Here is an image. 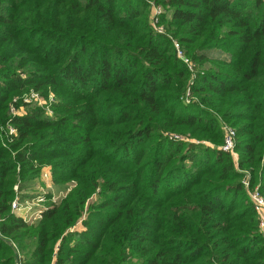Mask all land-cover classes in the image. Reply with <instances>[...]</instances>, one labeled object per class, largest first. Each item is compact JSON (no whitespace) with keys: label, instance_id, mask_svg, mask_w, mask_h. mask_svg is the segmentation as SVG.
I'll use <instances>...</instances> for the list:
<instances>
[{"label":"trees","instance_id":"16d2710c","mask_svg":"<svg viewBox=\"0 0 264 264\" xmlns=\"http://www.w3.org/2000/svg\"><path fill=\"white\" fill-rule=\"evenodd\" d=\"M45 169L75 186L27 224ZM237 169L264 198V0H0V264H264Z\"/></svg>","mask_w":264,"mask_h":264},{"label":"built area","instance_id":"2783aa9c","mask_svg":"<svg viewBox=\"0 0 264 264\" xmlns=\"http://www.w3.org/2000/svg\"><path fill=\"white\" fill-rule=\"evenodd\" d=\"M153 12V27L154 29L160 33L164 34V29L162 26L157 24L156 16L161 14L162 9L161 7H154L152 8ZM172 40V44L174 46V49L176 51V55L179 60L183 62V64L186 65V67L189 69V71L193 70V64L192 62L186 57L185 53L183 52L180 44L174 40ZM189 93L186 97V102H189ZM22 104L17 108L16 103L18 99H13L12 103L9 105L8 114L10 117H15L18 115H22L25 113V106H36L38 108H41L45 115L48 117L54 116L53 111V105L56 103V100L52 94L48 95L46 98L42 97L38 92L35 91H29L28 93H25L20 98ZM4 131L10 139L13 137H16L17 131L16 129L10 125L7 124L4 128ZM224 131V139H223V145L221 147V150L226 153H230L232 156L234 154V146H235V131L231 127L223 126ZM178 139V137H175ZM12 140V139H11ZM43 173V171H42ZM248 173L244 172V177L242 178V185L248 192V196L250 198V201L253 205V209L255 213L258 216L259 220V228L260 230H264V198L261 196L258 187H254L253 189H250L249 187V179H248ZM75 186L74 183H70L65 188L64 195L60 197H56L53 193L51 194V202L57 203V200H61L66 193H68L73 187ZM14 190L17 192V187L14 188ZM45 193H38L36 196L31 198L30 200H24L21 201L18 196L15 197V199L11 203V211L16 216L23 219L24 222L27 224H32L33 222L39 220L41 218L43 209H44V203H46Z\"/></svg>","mask_w":264,"mask_h":264},{"label":"rangeland","instance_id":"374dc122","mask_svg":"<svg viewBox=\"0 0 264 264\" xmlns=\"http://www.w3.org/2000/svg\"><path fill=\"white\" fill-rule=\"evenodd\" d=\"M161 9H163V8H161ZM150 15H151V17L153 16L152 9H151ZM233 159L235 160V162L237 161L236 153L233 154ZM237 170L242 176L244 175L245 170H239V169H237ZM50 182L51 181H50L49 176L45 177V173L44 174L42 173V174H40L38 179L35 180L32 187H29V189L25 190L23 193H21V195L31 196L29 198H25L24 200H30L31 198L36 196L38 193H45L46 195L53 193L57 198L64 195V193H65L64 188H61L59 190V187L52 185V183H50ZM58 201L59 200H57V202ZM44 204H46V203H44ZM82 228H83L82 225H77L75 230L81 231ZM261 232H262V230H261Z\"/></svg>","mask_w":264,"mask_h":264},{"label":"crops","instance_id":"0c3cea01","mask_svg":"<svg viewBox=\"0 0 264 264\" xmlns=\"http://www.w3.org/2000/svg\"><path fill=\"white\" fill-rule=\"evenodd\" d=\"M45 173V177H48L49 176V178H50V174H49V172H48V170L47 169H45V170H43V174ZM42 174V173H41ZM50 181H51V178H50ZM50 183H52V182H50ZM52 185H53V183H52ZM61 189V187H59V190ZM262 233H263V235H264V230H262Z\"/></svg>","mask_w":264,"mask_h":264}]
</instances>
